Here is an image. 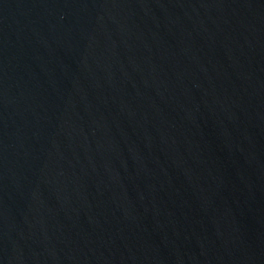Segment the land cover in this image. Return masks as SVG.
<instances>
[{
  "label": "water",
  "instance_id": "1",
  "mask_svg": "<svg viewBox=\"0 0 264 264\" xmlns=\"http://www.w3.org/2000/svg\"><path fill=\"white\" fill-rule=\"evenodd\" d=\"M0 264H264V0H0Z\"/></svg>",
  "mask_w": 264,
  "mask_h": 264
}]
</instances>
